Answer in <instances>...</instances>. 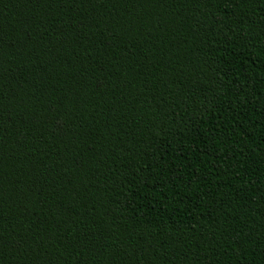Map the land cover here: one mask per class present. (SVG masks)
Wrapping results in <instances>:
<instances>
[{"label":"trees","instance_id":"trees-1","mask_svg":"<svg viewBox=\"0 0 264 264\" xmlns=\"http://www.w3.org/2000/svg\"><path fill=\"white\" fill-rule=\"evenodd\" d=\"M0 264H264V0H0Z\"/></svg>","mask_w":264,"mask_h":264}]
</instances>
